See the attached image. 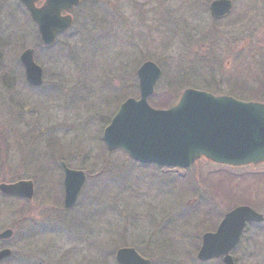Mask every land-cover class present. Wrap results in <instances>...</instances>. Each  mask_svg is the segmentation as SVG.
Wrapping results in <instances>:
<instances>
[{
    "label": "rangeland",
    "instance_id": "rangeland-1",
    "mask_svg": "<svg viewBox=\"0 0 264 264\" xmlns=\"http://www.w3.org/2000/svg\"><path fill=\"white\" fill-rule=\"evenodd\" d=\"M210 2L81 0L71 29L34 49L43 84L29 89L18 58L35 46L36 30L17 0H0V184L34 188L31 201L0 195V232L13 231L0 242L11 251L0 264H115L120 248L150 264H221L196 260L202 235L236 206L264 218V176L204 160L186 171L143 167L101 140L119 104L138 98L136 71L146 61L161 72L152 105L171 96L174 105L186 89L264 101V0H231L220 20ZM61 163L85 174L68 211ZM232 256L264 264V223L248 227Z\"/></svg>",
    "mask_w": 264,
    "mask_h": 264
},
{
    "label": "water",
    "instance_id": "water-1",
    "mask_svg": "<svg viewBox=\"0 0 264 264\" xmlns=\"http://www.w3.org/2000/svg\"><path fill=\"white\" fill-rule=\"evenodd\" d=\"M27 10L38 28L41 42L51 45L57 34L71 25L72 12L79 0H18ZM43 2L41 8L35 3ZM229 2L217 0L210 4L214 19L229 12ZM19 61L26 82L33 87L42 83L41 69L32 59V51H24ZM160 77V69L152 62L143 63L137 70L139 98L127 99L118 108L103 131V141L108 151L123 150L132 160L141 164L185 169L199 159L213 164L243 167L264 163V105L242 102L231 97L213 96L209 93L186 89L178 102L166 110L151 108L147 99L152 95ZM63 208L71 209L85 181L84 173L67 169L62 164ZM2 195L33 197L31 182L0 184ZM262 215L246 206L226 213L215 232L205 233L196 254L199 262L222 257L223 264H234L230 252L238 244L248 222L262 223ZM12 236L10 229L0 233V240ZM11 255L10 250L0 251V261ZM116 264H149L131 248L115 252Z\"/></svg>",
    "mask_w": 264,
    "mask_h": 264
},
{
    "label": "flooded vegetation",
    "instance_id": "flooded-vegetation-1",
    "mask_svg": "<svg viewBox=\"0 0 264 264\" xmlns=\"http://www.w3.org/2000/svg\"><path fill=\"white\" fill-rule=\"evenodd\" d=\"M42 5V2H40V3H37V4H35V7L36 8H38V7H40ZM20 7V6H19ZM21 8V7H20ZM21 12H22V14H23V12H25L22 8H21ZM256 13V12H255ZM61 14H65V13H61ZM97 14H104V13H102V12H98ZM26 18L28 17L27 16V14H23ZM28 19V18H27ZM33 26H34V28H35V30H36V37H35V40H36V44H35V46H33V48H26L27 50L29 49V50H33V52H34V49L36 48V47H38V46H41V47H44L43 45H42V43H41V41H40V37H39V35H38V31H37V28H36V26L33 24ZM241 27H243V30L244 29H246L245 27L246 26H241ZM259 44H261V43H259ZM258 47V49L260 50V51H258V53L257 54H260L261 55V52H262V46H257ZM44 48H46V47H44ZM26 49H24V50H26ZM245 50H246V43H245V41L240 45V53H242V56H244V52H245ZM261 61V64L259 63V66H260V73L263 75V77H264V58L262 57V59L260 60ZM257 62H259V61H257ZM21 72H22V70H21ZM245 169H248V170H251L252 171V173H254L253 175H261V176H264V164H261V165H258V166H248V167H244Z\"/></svg>",
    "mask_w": 264,
    "mask_h": 264
},
{
    "label": "trees",
    "instance_id": "trees-1",
    "mask_svg": "<svg viewBox=\"0 0 264 264\" xmlns=\"http://www.w3.org/2000/svg\"><path fill=\"white\" fill-rule=\"evenodd\" d=\"M238 17H240V16H238ZM214 94H216V93H214ZM248 94L249 95H252V97H254L255 95H254V93H253V91H251V92H249L248 91ZM246 95V94H245ZM245 95H242L241 94V96L240 95H233V96H236V97H238V98H240V99H244L245 97ZM256 97V96H255ZM171 100H170V103H167V104H165L163 107H159V106H155V105H152V103L149 101V104H151V106H153V107H155V108H167V107H169V106H171V103L174 101L173 100V97L171 96V98H170ZM259 101H261V100H259ZM11 198H14V197H11ZM17 201L16 202H22L23 200H21V199H18V198H15ZM24 203V202H23ZM212 230H214L215 229V227H212L211 228ZM247 229H248V227H247ZM246 229V230H247Z\"/></svg>",
    "mask_w": 264,
    "mask_h": 264
}]
</instances>
